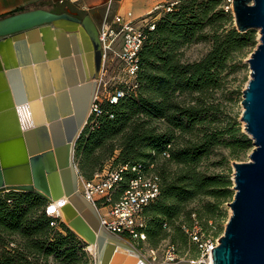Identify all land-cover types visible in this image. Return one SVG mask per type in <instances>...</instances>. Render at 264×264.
Instances as JSON below:
<instances>
[{
  "label": "trees",
  "instance_id": "1",
  "mask_svg": "<svg viewBox=\"0 0 264 264\" xmlns=\"http://www.w3.org/2000/svg\"><path fill=\"white\" fill-rule=\"evenodd\" d=\"M222 7L223 0H179L163 13L138 53L137 88L115 105H103L102 115L84 127L75 143L77 170L86 180L100 166L102 156L96 152L110 155L117 147L115 163L140 165L157 178L159 194L143 211V233L151 249L171 229L170 244L177 248L174 241L185 239L196 256L185 230L197 226L203 232L202 224H211L214 211L231 202L234 194L227 179L200 167L214 149H227L236 158L250 147L238 128L220 123L212 101L227 63L253 45L251 34L225 28L231 13ZM208 40L211 48L201 60L181 62L184 48ZM7 194L0 197V264H37L39 259L46 264L49 258L78 263L81 242L59 219L45 215L43 199L30 193ZM199 198L211 200L202 207L206 218L186 210ZM180 218L185 224L175 225Z\"/></svg>",
  "mask_w": 264,
  "mask_h": 264
},
{
  "label": "water",
  "instance_id": "2",
  "mask_svg": "<svg viewBox=\"0 0 264 264\" xmlns=\"http://www.w3.org/2000/svg\"><path fill=\"white\" fill-rule=\"evenodd\" d=\"M235 30H258L247 64L240 122L253 148L246 163H232L230 216L211 264H264V0H233ZM36 30V60L15 49L4 68L14 113L0 116V195L34 194L59 205L69 231L94 248L95 264H150L128 242L109 234L96 209L77 190L74 147L96 92L102 52L93 20L85 14L43 9L0 19V46ZM12 76H10V74ZM176 264H190L181 260Z\"/></svg>",
  "mask_w": 264,
  "mask_h": 264
},
{
  "label": "built area",
  "instance_id": "3",
  "mask_svg": "<svg viewBox=\"0 0 264 264\" xmlns=\"http://www.w3.org/2000/svg\"><path fill=\"white\" fill-rule=\"evenodd\" d=\"M80 0H66L69 4H78ZM232 1L223 0V11L232 13ZM63 4L64 1H59ZM175 3L157 5L146 16L134 17L130 12L121 16L108 13L99 25V42L103 53V62L108 57L110 62L116 61L122 69V78L118 79L116 87L99 92L101 72L97 79L96 92L88 111L86 124H94L102 115V106L115 105L120 99L133 92L136 88L137 56L148 31H153L158 16L154 13H168ZM153 16V17H152ZM149 18V19H146ZM107 57V58H106ZM103 67V66H102ZM115 159V157H114ZM110 159L90 180H86L78 173L77 190L80 196L90 203L99 215L100 224L111 235L122 240L131 241L142 249L147 247L143 233L145 227L144 208L153 202L158 194L157 178L143 171L137 164L113 165ZM45 215L50 218L52 213L45 208ZM53 227L54 223H50ZM189 242L194 245L196 256L194 260H187L190 264H209L211 252L217 246V239L205 236L197 226L185 230ZM217 240V241H216ZM129 243V242H128ZM150 264L156 262L153 249L148 250ZM175 246L169 244L159 261L155 264H176L183 260ZM151 261V262H150Z\"/></svg>",
  "mask_w": 264,
  "mask_h": 264
},
{
  "label": "rangeland",
  "instance_id": "4",
  "mask_svg": "<svg viewBox=\"0 0 264 264\" xmlns=\"http://www.w3.org/2000/svg\"><path fill=\"white\" fill-rule=\"evenodd\" d=\"M178 1L179 0H165V3H175ZM142 2L143 4L145 3L144 1L140 0L136 2L135 5L140 7ZM126 4H131V0H126ZM72 9H74V7H72L69 10H72ZM162 14L163 13L160 11L158 12V14L154 13L153 16L157 15L159 19L160 16H162ZM146 19H149V18H146ZM225 28L235 29L232 13H231V18L227 22ZM246 33L251 34V36L253 37V45L250 48H248L242 56L234 57L233 59H231L230 62L227 63L226 70L221 74L222 81L220 84V88L216 91V93L213 94L212 101H213L214 106L217 107V110L220 113V115L218 116L219 120L221 121L220 123H222L223 125L224 124L225 125L228 124L230 126L232 125L234 126L235 129L238 128V131H239L238 134L244 135L246 139L250 141V147L246 152L240 153L236 158H233L232 156H230L227 149L219 147L218 149L213 150V153L212 155H210L209 159L203 162L200 167L201 171L205 172L206 174H212V175L227 179L231 184L230 190L232 192H234L232 190V186H233L232 163L248 162L249 161L248 156L253 148L252 141L249 139L248 136L245 135L244 130H243V124L240 122L239 119L242 113V107L240 105V102L242 99L241 97L242 91L245 89L247 82L249 80V68H248V64L246 61L249 58L252 51H254V49L258 45L259 34H258V30L256 29L249 30ZM210 48H211V43L209 42V40L204 41V42L195 43L182 50L181 55H180V60L183 63L197 62L201 60L209 52ZM100 76L102 78V81L99 86V92L103 93L104 89L108 90V89H112L113 87L117 86L115 83L118 82L119 78L123 77L122 69L119 67L116 61L110 62V58L108 57L103 62V67H102ZM90 124L91 123H88L84 127H87V125L90 126ZM157 127L159 129H162L163 127L162 123L160 122L157 123ZM118 152H119L118 147L115 148V150L110 155L106 151H103V150L97 151L95 155L102 156L99 162L100 163L99 167L102 168L106 162H108L110 159H114V157L119 158ZM74 162L78 168L79 159H76L74 157ZM111 162L113 163L114 161H111ZM116 164L117 163L115 162L113 163V165H116ZM99 167H97L93 173H95ZM5 195H8V194L7 193L1 194L0 197H3ZM209 201L211 202V200L208 198H199L196 201L187 205L186 210L191 211L192 213L199 212L198 214L202 218H206L207 215L205 216L203 215L205 214V211L202 210V207L206 205V203ZM227 204L228 203L221 204L218 207L217 211H214L212 221L210 222L211 224H208V223L206 225L202 224L203 232L201 233H203L207 237L213 238L214 240L215 239L218 240V238L222 235L226 222L228 221V218L230 216V210ZM55 217L63 223L62 219H60L58 216H55ZM183 221L184 220L180 218V220L175 225H177L179 222L183 223ZM202 223H204V220ZM172 235H173L172 230L170 229L169 232L166 233V237L164 238V240L161 241L155 249H153L154 251L153 256L155 257L156 262L159 261L166 247L170 244L172 240L171 238ZM79 241L81 242L79 244V247H82L81 249H82L83 255H81V252L77 253V260L79 259L77 264H95L96 256L94 255V253H89L86 249L85 243L81 239H79ZM128 242L145 259H149V257H151L148 251L150 248L148 246L146 248L143 247L142 249H137L134 243H132L131 241H128ZM174 243L177 245L178 253H180V256L184 258L183 260L190 261V260L195 259V255L192 253L193 251L191 252L189 246L187 245V241H185V239L181 241L180 238H177L174 241ZM156 262H153V264H155ZM37 264H43V262L39 259ZM46 264H60V262H56L52 258H49Z\"/></svg>",
  "mask_w": 264,
  "mask_h": 264
},
{
  "label": "crops",
  "instance_id": "5",
  "mask_svg": "<svg viewBox=\"0 0 264 264\" xmlns=\"http://www.w3.org/2000/svg\"><path fill=\"white\" fill-rule=\"evenodd\" d=\"M59 1H64L59 4ZM140 0H131V4H126V0H80L78 4H69L66 0H0V16H10L7 14L22 13L26 11L43 9L47 11H72L73 14L89 15L94 23L100 24L105 13L110 16L119 14L121 16L131 13L134 17L146 16L157 5L165 4V0H142L140 7L136 6V2ZM74 7V9H71ZM11 14V15H14ZM13 40H8L0 46V58L4 68H8L9 64L15 67L14 53L15 49L18 53H27L36 60V30L30 31L17 38L15 48L12 44ZM9 62V64H8ZM0 72V116H9L14 113L12 99L6 86L4 73ZM10 74V73H9ZM12 76V74H10Z\"/></svg>",
  "mask_w": 264,
  "mask_h": 264
},
{
  "label": "bare ground",
  "instance_id": "6",
  "mask_svg": "<svg viewBox=\"0 0 264 264\" xmlns=\"http://www.w3.org/2000/svg\"><path fill=\"white\" fill-rule=\"evenodd\" d=\"M64 200H62L61 202H54L52 204H49L48 205V211L50 213H52V216H59L60 213H59V205L60 203H63ZM86 249L89 253H94V248L92 246H86ZM209 264H211V262L209 261Z\"/></svg>",
  "mask_w": 264,
  "mask_h": 264
},
{
  "label": "flooded vegetation",
  "instance_id": "7",
  "mask_svg": "<svg viewBox=\"0 0 264 264\" xmlns=\"http://www.w3.org/2000/svg\"><path fill=\"white\" fill-rule=\"evenodd\" d=\"M52 12H54V13H61V11H52ZM63 13H66L65 11H62ZM67 14H69V15H71V16H73V17H75V18H82L83 17V15H81L80 13H76V14H73L72 13V11H70L69 13L67 12ZM95 24V27H96V30H97V37H98V40H99V25L100 24H97V23H94ZM100 43V42H99ZM100 49H101V47H100ZM102 52V51H101ZM102 66H103V53H102V57H101V64H100V70H99V73H98V75H97V77H96V80H95V82L97 81V79H98V77H99V74H100V72H101V70H102ZM96 84H97V82H96ZM96 87H97V85H96Z\"/></svg>",
  "mask_w": 264,
  "mask_h": 264
}]
</instances>
